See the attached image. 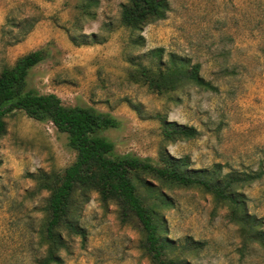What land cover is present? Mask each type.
Segmentation results:
<instances>
[{"label":"rangeland","instance_id":"1","mask_svg":"<svg viewBox=\"0 0 264 264\" xmlns=\"http://www.w3.org/2000/svg\"><path fill=\"white\" fill-rule=\"evenodd\" d=\"M125 2L0 0V73L19 56L43 49L26 88L116 117L118 126L102 134L117 153L154 160L165 153L193 170L220 167L258 176L239 191L245 212L264 231V0H167L165 17L140 31L120 23ZM172 59L199 63L216 90L187 83L158 92L142 82L138 68L164 67ZM5 120L0 264H36L48 216V192L38 188L37 176L65 168L76 153L49 121L19 110ZM170 122L198 133L168 141L162 126ZM151 184L159 188L157 181ZM161 191L169 202L160 216L172 255L190 264H264V247L228 205L198 187ZM73 214L85 237L66 235L62 264H151L141 248L142 231L121 222L115 204H103L92 192Z\"/></svg>","mask_w":264,"mask_h":264},{"label":"trees","instance_id":"2","mask_svg":"<svg viewBox=\"0 0 264 264\" xmlns=\"http://www.w3.org/2000/svg\"><path fill=\"white\" fill-rule=\"evenodd\" d=\"M168 8L167 0H126L121 6L120 23L132 31H140L148 23L163 19ZM44 57L43 49L32 50L0 73V138L7 131L6 116L19 110L38 121H49L57 131L66 133L67 144L76 153L65 168L37 176L38 188L48 192V216L43 230L44 253L36 264H62L60 252L67 248L66 235L85 237L73 212L77 203L86 202L92 192L98 194L103 204L111 202L117 206L121 222L132 223L142 231L141 248L151 264H190L169 252L160 216V209L169 202L161 186L198 187L209 193L217 204L228 205L238 221L248 227L251 240L264 247V231L258 229L255 218L245 212L239 191L258 176L223 173L220 167L193 170L188 168L185 159L165 153L156 160L133 153H117L114 143L102 134L118 126L116 117L90 106L65 105L55 93L26 88L30 68ZM138 70L142 82L158 92L187 83L216 90V86L200 74L199 63L189 66L183 60L176 63L172 59L164 67L141 66ZM197 133L194 126L176 122L162 126V135L168 141L194 138ZM151 181H157L159 188L153 189ZM144 191H148L152 199L145 196Z\"/></svg>","mask_w":264,"mask_h":264}]
</instances>
